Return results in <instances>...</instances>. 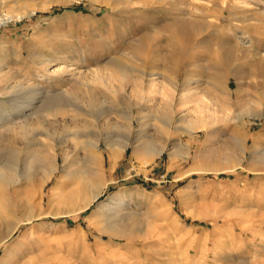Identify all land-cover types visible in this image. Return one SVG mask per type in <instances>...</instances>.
Returning <instances> with one entry per match:
<instances>
[{"label":"rangeland","instance_id":"1","mask_svg":"<svg viewBox=\"0 0 264 264\" xmlns=\"http://www.w3.org/2000/svg\"><path fill=\"white\" fill-rule=\"evenodd\" d=\"M200 97L212 122L178 128ZM0 165V264H264V0H0Z\"/></svg>","mask_w":264,"mask_h":264},{"label":"bare ground","instance_id":"2","mask_svg":"<svg viewBox=\"0 0 264 264\" xmlns=\"http://www.w3.org/2000/svg\"><path fill=\"white\" fill-rule=\"evenodd\" d=\"M167 14L164 13L162 15H160L162 18L165 17ZM168 16V15H167ZM160 18V17H159ZM170 18V17H169ZM199 26V20L196 19V18H174L171 22H170V25L168 26V29H170V31H177L178 33L181 32L180 34V37L181 35L183 36V42L185 43L186 41H189L190 39V35H189V32L190 31H195L197 29V27ZM180 31V32H179ZM188 43V42H187ZM171 44V43H170ZM140 50V49H139ZM186 56V55H185ZM227 56V59H230V55L226 54ZM169 57L170 58H175L176 56H174V53H170L169 54ZM227 62V63H226ZM226 62H223V63H219L222 67V69L224 70H227V72H230L231 71V67L230 65L228 64V61L226 60ZM217 63V65H215V67H217L219 65ZM220 68V66L218 67ZM211 69H213V67H211ZM58 70L60 71V69H57L56 71H54V73H58ZM107 70V69H106ZM214 70V69H213ZM223 70V71H224ZM109 71V70H108ZM219 71V69H218ZM80 73V72H79ZM78 74V73H77ZM79 75V74H78ZM81 75V74H80ZM101 76V75H100ZM108 76H111L112 75H108ZM104 77V76H103ZM121 77V76H120ZM78 78H80L78 76ZM99 78V77H98ZM110 78V77H108ZM107 78V79H108ZM122 78V77H121ZM100 79V78H99ZM104 79V78H103ZM12 91V90H11ZM64 93V92H63ZM46 95V93H45ZM184 100V98H182ZM43 102V101H42ZM41 102V103H42ZM182 103L184 104V102L182 101ZM189 103V102H188ZM203 103L201 97L200 99L198 98V100L196 101V107L195 108H192L190 109V111L192 110V113L190 115V111L189 112H186L184 113L181 117H180V120L183 121V125L181 127H178V128H181L183 129L184 131H187L189 133H191L193 130H195L196 128H199V127H205L206 124L209 125L211 122H212V119L215 117L214 114H206V110L205 108L203 107V105L201 104ZM43 104V103H42ZM29 106V107H28ZM182 106V105H181ZM186 106V105H185ZM44 108V107H43ZM31 109H33V107H31L30 103H28V105H26V103L24 105H18L16 107V109H13V112L16 113L17 115L16 116H12V115H6L5 116V121L3 124H1V126H5L4 127V130H8V129H14V128H18V127H26L27 123H28V120L30 119L29 118V114L27 112H29ZM38 110V109H37ZM46 110V108H45ZM48 110V108H47ZM51 110V109H50ZM75 110V109H74ZM211 110V109H210ZM208 113V112H207ZM246 113H250L252 114L253 111L251 110H247ZM35 114V113H34ZM31 115V114H30ZM39 115V114H38ZM131 115V112H128V115L126 117V119H131L130 116ZM45 115L42 114V116L40 117H44ZM32 117V116H31ZM42 119V118H41ZM170 119H171V115H167L166 119H164V125L165 127L167 126V131L171 128V122H170ZM216 119V118H215ZM211 120V121H209ZM209 122V124H208ZM44 124V123H43ZM49 124V123H48ZM46 126V125H45ZM43 127L42 125V129L40 131V133L44 136V138L48 137V135L50 134L48 129L46 127ZM48 127V126H47ZM177 128V127H176ZM175 128V129H176ZM31 129V128H30ZM29 129V132L31 133V135H33V132ZM164 129V128H163ZM156 131V129H155ZM177 131V130H176ZM75 133V132H74ZM36 134V133H35ZM51 135V134H50ZM49 135V136H50ZM26 136V135H25ZM73 137L75 138H78L79 136H81L80 133H75V134H72ZM51 138V136H50ZM27 142V141H26ZM83 143V149H85L86 151H89V154H87L85 157L86 159H88V163L92 166L94 165V162H97L98 160H100L98 158V156L95 154V151L98 147V140L97 139H94V140H87V141H84L82 142ZM109 143V144H108ZM106 144L107 148H108V154L110 157H113V156H117L119 153H122V151L125 149L126 147V144L123 143V142H117L116 143H111L108 142ZM41 144V143H40ZM45 144V143H43ZM42 147V148H41ZM41 147L39 148V151H47L46 152V155L47 156H51V153L48 149V147L46 145H42L41 144ZM50 147V146H49ZM164 147H159V148H153V147H150V146H146L145 147V150L143 151L144 154H146L147 158L149 157H152V156H155V155H159L162 150H163ZM142 150V149H141ZM173 150V149H172ZM179 150V149H177ZM142 152V151H141ZM88 153V152H87ZM137 153V152H136ZM174 153H177V152H174ZM54 154V153H53ZM32 155V154H31ZM178 155V154H177ZM46 156V157H47ZM187 154L183 155L182 157L186 158ZM43 157V156H42ZM45 155L43 157V159L40 157V156H36L34 154V156L32 157V161H31V164H30V168L33 167L34 163H36L38 161V159L41 158V160L43 161V170L41 172V175L43 177V179H47L48 177L50 178V176L52 175L53 173V170H54V166L52 165V163L48 162L47 159H46ZM51 158V157H50ZM240 162V161H239ZM8 165V164H7ZM2 167V165H0ZM87 166V165H86ZM7 167V166H6ZM3 168V167H2ZM4 169V168H3ZM0 171H2V169H0ZM4 174H2V172H0V179H3V180H6V178L4 179ZM41 179V178H39ZM85 180V179H84ZM82 181L80 183V185L74 189H72L69 194H66L65 196H63L64 198H71L74 194L76 193H79L81 191H83V189L88 185L91 186V193L89 194V196L87 198L84 199L83 203L81 205H79L77 207V209H84V208H87V206L89 204L92 203V201L96 200V197L98 196L99 192H100V187H97V186H94L92 184H90L87 180L85 181ZM107 215V214H106ZM109 216V215H108ZM102 219H103V215L100 216ZM110 217V216H109ZM105 219V217H104ZM103 219V220H104ZM102 220V221H103ZM9 222V221H8ZM106 222V221H105ZM14 227L12 225L11 222H9V226H8V230L6 232L10 234V232H13L14 231ZM5 235V234H4Z\"/></svg>","mask_w":264,"mask_h":264}]
</instances>
